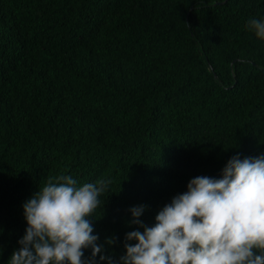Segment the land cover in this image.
<instances>
[{
    "label": "trees",
    "instance_id": "16d2710c",
    "mask_svg": "<svg viewBox=\"0 0 264 264\" xmlns=\"http://www.w3.org/2000/svg\"><path fill=\"white\" fill-rule=\"evenodd\" d=\"M250 18L264 0H0V264L50 178L111 181L87 219L118 260L131 207L150 227L192 178L264 154Z\"/></svg>",
    "mask_w": 264,
    "mask_h": 264
},
{
    "label": "clouds",
    "instance_id": "9594fccd",
    "mask_svg": "<svg viewBox=\"0 0 264 264\" xmlns=\"http://www.w3.org/2000/svg\"><path fill=\"white\" fill-rule=\"evenodd\" d=\"M248 28L264 39V18H250ZM110 183L77 187L70 175L50 178L22 204L27 227L9 264H264V154L232 156L220 178H192L150 227L140 219L147 206L131 207L129 224L143 231L125 234L118 260L105 254L87 219Z\"/></svg>",
    "mask_w": 264,
    "mask_h": 264
}]
</instances>
